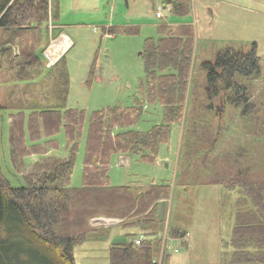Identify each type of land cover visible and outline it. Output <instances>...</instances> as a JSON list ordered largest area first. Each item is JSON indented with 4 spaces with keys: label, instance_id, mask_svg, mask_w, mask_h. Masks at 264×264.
Listing matches in <instances>:
<instances>
[{
    "label": "trees",
    "instance_id": "obj_1",
    "mask_svg": "<svg viewBox=\"0 0 264 264\" xmlns=\"http://www.w3.org/2000/svg\"><path fill=\"white\" fill-rule=\"evenodd\" d=\"M50 1L56 3V0ZM47 7L48 0H0V29L9 32L28 28L41 30L49 25ZM189 14L188 1L172 0L167 9L168 19L163 18L157 26L158 36L144 40L145 75L139 96L131 107L113 105L90 113L67 108L69 79L64 56L48 69L52 72L53 84L51 92L43 95L42 104H26L30 94L23 102L17 98L16 103L0 104V110L7 111L10 119L8 144L12 166H24L26 157L31 154L43 155L56 149L55 136L60 129L68 151L65 158L45 157L34 164L21 174L20 186H11L0 174V264H75L76 247L85 249L89 239L96 241L93 248L97 240L104 241L101 235L95 240L98 231L87 226L90 215L100 214L122 220L121 233L105 236L108 249L107 253H101L103 261L107 264H157L161 237L157 233L155 237L151 235L154 238L148 236L150 228L157 225V221L162 222L158 219L157 206L169 197V183L151 184L139 191L133 186L111 184L109 171L112 157L118 154L155 164L160 145L168 142L170 127L181 117L193 44ZM54 19L56 14L52 24ZM10 41L14 42V38ZM96 62L95 58L92 68ZM12 63L10 68L17 72L45 68V60L33 53ZM201 66L204 68L203 94L208 104L198 120L204 125H213L210 100L222 96L228 105L240 107L247 121L255 120L252 124L257 129L253 130L252 125L248 128L251 136L255 137L259 130L257 137H264V94L254 97L251 88L252 81H257L262 73L256 44L252 43L247 49L232 43L220 46L212 59L202 62ZM155 103L163 108L162 123L145 131L133 129L141 119L143 106ZM83 131L82 185L70 187L75 153ZM209 138H213L212 133ZM190 144L186 134L183 148L188 151ZM232 170L228 168L229 173ZM247 176L245 181L231 176L229 181L217 182L228 190L236 189L238 198L229 242L234 250L213 264H264V177L250 181ZM91 199L94 202H88ZM92 210L94 213L90 214ZM60 225H65L66 230L60 229ZM139 234L144 240L136 246L133 240ZM178 234L177 229H170V236Z\"/></svg>",
    "mask_w": 264,
    "mask_h": 264
},
{
    "label": "rangeland",
    "instance_id": "obj_2",
    "mask_svg": "<svg viewBox=\"0 0 264 264\" xmlns=\"http://www.w3.org/2000/svg\"><path fill=\"white\" fill-rule=\"evenodd\" d=\"M163 1L166 9L158 7L157 0H56V3L48 0L46 23L53 22L52 9L55 10V4L58 8V20L64 25L65 31L63 32L70 39H74L72 32L77 31L78 40L74 45H72L74 43L72 40L73 43L69 44L66 50V42L63 39L67 38H62V35L49 40L58 48L57 53L54 54L55 58L51 60V63L56 61L53 67L61 58V50L64 49L63 56L69 79L67 108H79L90 113L113 105L131 107L135 104L145 75L144 60H142L144 40L146 38L155 39L158 36L159 22L161 23L163 18L168 19L167 9L172 0ZM186 1L190 7L189 24L193 31V44L182 114L177 123L170 127L171 129L174 126L171 134L173 142L171 145L167 142L159 147L160 154L165 151V163L168 169H161L165 173L161 179V177H156V164L130 160L131 166L115 167L116 156H113L109 175L113 185L126 184L124 178L132 180L133 174L139 175L142 182H149L152 177L157 183H164V180H167L170 196L165 199L168 210L163 215L164 232L160 233L161 246L163 245L166 251L163 262L168 263L170 256L172 259L179 257L180 253L177 252L179 249L175 244L179 242V239L170 236L169 232L171 226L183 224L190 233L201 235L198 249L193 252L189 260L211 263L219 255L215 242L217 233L220 235V243L227 241L230 237L233 216H231L228 203L231 198L237 197V192H232L230 196H225L223 201H218L221 198L216 196L211 185L229 181L231 176L233 179L238 176V180L242 181H245L247 175L250 181L264 177V137H257L259 130L255 137L251 136V130L248 132V128L252 125L253 130L257 129L252 124L255 120L251 118L247 121L245 115L241 114V108L228 105L222 96L210 100L214 114L213 125H204L198 120L201 112L205 114L204 107L208 104L203 94L204 68L201 65L202 62L212 59L220 46L232 43L239 48H247L254 41L262 73L257 81H252L251 88L254 97L260 93L264 94V0ZM134 21H139L140 24L129 25ZM105 26L117 28L113 38L109 34L104 36ZM40 29L28 28L10 32L0 29V50L4 52L1 56L6 57V59H0V104L16 103L17 98L23 102L27 94H30V99L26 100V104L39 105L43 103V95L51 92L53 76L52 72L48 71L50 67L41 66L40 69L33 68L29 72H17L16 69L10 68L13 61L25 59V56L31 53L33 45L39 42V31H41V40L46 38L45 31L48 33L49 28L43 26ZM93 30H96V34ZM48 35H50L47 36L49 38L53 37L51 32ZM13 38L14 42H11ZM3 47L6 50L3 51ZM102 47H106L107 51H102ZM95 58L97 62L100 61L98 67H100L101 75L103 72L102 82L93 78L95 73L92 79H89ZM113 65L120 73L114 71ZM43 69L47 70L46 75L33 79ZM112 77H119L114 84V79H110ZM22 80L25 83H21ZM33 80L37 82H32ZM128 85L129 88H127ZM262 99L264 103V97ZM162 110L159 103L145 106L141 119L132 128L145 131L154 124L162 123ZM9 122L7 111L1 109L0 174L11 186L22 185L21 174L28 172L41 159L68 156V151L65 149V136L63 130L60 129L55 136L56 149L49 150L50 153L43 155L31 154L26 157L24 166L18 164L12 166L8 144ZM211 133L213 138L210 140ZM186 134L189 135L191 141L188 151L183 148V137ZM84 138L85 131L81 135L75 153L70 187H81L82 185ZM231 167L233 170L229 173L228 168ZM180 185L189 189L186 194L181 193ZM88 202L94 201L91 199ZM93 213L94 210L90 212V214ZM121 222L122 220L113 216L90 215L87 226L98 231L95 232V240L101 235L104 237L101 243H107L105 236L109 237V235L122 232L119 228ZM60 226V229L66 230L67 228L65 225ZM95 242L89 239L88 249L87 247L85 249L75 248V264H107L102 259V247L99 254L98 250L95 254L91 253L95 252L96 247L93 248ZM101 243L99 242L98 246Z\"/></svg>",
    "mask_w": 264,
    "mask_h": 264
},
{
    "label": "crops",
    "instance_id": "obj_3",
    "mask_svg": "<svg viewBox=\"0 0 264 264\" xmlns=\"http://www.w3.org/2000/svg\"><path fill=\"white\" fill-rule=\"evenodd\" d=\"M161 1H162V3H159ZM157 2H158V7L165 8V4H164V1L163 0H157ZM54 8H55V10L52 9V15H53V13H54V15L56 14V19H54V24H53L52 28L51 29H48V33L51 32V36H53V37H50V38L47 37V36H50V35H48V33L45 31L46 38L44 40H41V38H42L41 37V31H39V33H38L39 36H40L39 42H37L35 45H33L34 48L31 51V53L38 55V59H43L42 50H43V48H45L49 44V40L51 38H56L59 35H62V38L63 37L64 38H67V39H63L66 42L65 50L68 48L69 44L73 43V41H74V43L72 44V45H74L76 43V41L78 40L77 31L72 32L73 35H74V39H70L69 36L66 33L63 32V31H65V29L63 28L64 25L59 22L60 20H58L59 19L58 18V13H57L58 8L55 6V4H54ZM155 18H156V16H155ZM138 24H140L139 21H134V22H130L129 25L137 26ZM104 28H106V31H107V32L106 31L103 32L104 36L107 35V34H109V36L111 38H113L114 37L113 34L117 32V31L111 32V30L117 29L116 27H113V26L112 27L105 26ZM95 31L96 30H93L94 33H95ZM2 33L5 34L6 32H2ZM227 39L230 40V38H227ZM252 43H255V42L253 41ZM5 45H8V44H5ZM247 48H249V47L247 46ZM247 48H244V49H247ZM102 51H104V52L107 51L106 47H102ZM62 52H61V55H62ZM1 55H4V52H1V50H0V59H6L5 56L3 57ZM99 64H100V61L98 60L96 66L94 68H92V69H94L93 70V75L95 73V76H93V78L96 81H100L101 80V82H102L103 81V72H102V75H101L100 67H98ZM113 69H114L115 72L120 73V71H118L116 68H114V65H113ZM41 71L42 72L41 73H38L33 79H36L38 77L41 78V77L44 76V74L46 75V72H47L46 69H43ZM118 78L119 77H117V78H113L112 77L110 79H114L113 80V84H114L118 80ZM29 81H31V80H29ZM23 82H24V80L21 81V83H23ZM32 82H37V81L33 80ZM127 88H129V85L127 86ZM4 104H6V103H4ZM173 128H174V126L170 129V138H169V141H168V144L170 143V145L173 142L172 139H171V134L173 132ZM164 146L167 147L166 145H164ZM50 151H49V153H50ZM164 152L165 151H163L162 154H160L158 152V155L156 157V162H155V164H156L155 168H156V174H157L156 177H161V179H162L163 175L165 174V173L162 172L161 169L162 168L168 169L167 168V163H165L166 157L164 156ZM123 158H124V161H123ZM130 160L133 161L134 159L133 158H130L127 155H117L116 156V159H115L114 166L115 167H120V166H123V167L126 166L127 167V166H131V161ZM133 162H136V161L134 160ZM124 181L126 182V184H123V185L133 186V187L139 188L140 189L139 191L144 190L147 186H149L151 184L157 185V184H160L161 183V182L160 183H157L154 180L153 177H152V179L149 182H142L141 181V178L139 177V175H135V174H133L132 180H129V178L125 177L124 178ZM165 182H168V181L167 180H164V183ZM117 185H119V184H117ZM211 186H212V188H213L212 190H214L216 196L218 198H221V200H218V201H223V199H225V196H230L229 194H232V192H237L236 189L228 190L227 188H225L221 184H217V183L216 184H212ZM206 188H210V187H207L206 186ZM180 190H182V192H181L182 194H186L189 189L186 186H184V185H180ZM237 198H238V193H237V197L235 199L234 198H231V201L228 203V207L231 210V216H233L232 217V224H231V230L230 231H232V226H233V222H234V213H235V207H234V205H235V201H236ZM157 207H158V210H159L158 213L160 215L158 219H162V222L157 221V225H154V226H152V228H150V230H149V236H148L149 238H154L155 237L154 233H157V234L160 235L161 232H164L163 231V228H164V222H165V220L163 218V215H164V212L168 210L167 209V200H161L158 203V206ZM171 227L174 228V229H177L178 232H179V234L177 236H175L176 239H179V242L177 241L175 244H176L177 248L179 249V251H177V252H179L180 255H179V257H175L173 259L170 256V258L168 260V264H174V263H176V264H213V263L219 262L221 259H223L227 255H230V253L233 252V250H234L233 247L231 245H229V242H230V238L231 237H229V239L227 241L220 243V241H221L220 240V235L217 233V236L215 238V242H216V247L218 249L219 255L217 256L216 260L213 261V262H211V263L193 262V261H191L189 259L192 257L193 252L196 249H198V245H199L198 242H199V240H201V235L195 234V233H192V232L190 233L187 230V228L185 227V225H183V224H177L176 226H171ZM136 232L138 233V232H141V231L140 230H137ZM151 235H153L154 237L151 236ZM230 236H231V232H230ZM160 237H161V235H160ZM117 239H119V238H117ZM204 240H205V238H204ZM99 242L101 243V241H99ZM99 242L97 241L96 250H99L102 247V251L103 252L106 251V253H107V249H108L107 243L103 242V243H101V245L98 246ZM181 250H185V251H181ZM171 261H173L174 263H172Z\"/></svg>",
    "mask_w": 264,
    "mask_h": 264
},
{
    "label": "built area",
    "instance_id": "obj_4",
    "mask_svg": "<svg viewBox=\"0 0 264 264\" xmlns=\"http://www.w3.org/2000/svg\"><path fill=\"white\" fill-rule=\"evenodd\" d=\"M50 23L51 22H49V28H51V24ZM50 41H49V44L47 45V47L43 51V56H44V59H45V66L46 67H51L56 62V61H54V63L53 62L51 63V60L55 58L54 54H56L57 51H58V48L52 42H50ZM62 51H64V49H62L61 52ZM63 53L64 52H62V54ZM142 240H143V236L140 235L137 238H135L134 244L135 245H140L142 243ZM159 253H160L159 254V257H157L155 259V261L157 262V264H160L161 262H163V259L166 256L165 247L163 245L161 246Z\"/></svg>",
    "mask_w": 264,
    "mask_h": 264
}]
</instances>
